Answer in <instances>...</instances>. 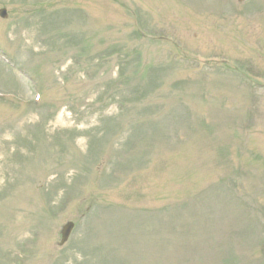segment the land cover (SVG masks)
<instances>
[{
  "label": "rangeland",
  "instance_id": "rangeland-1",
  "mask_svg": "<svg viewBox=\"0 0 264 264\" xmlns=\"http://www.w3.org/2000/svg\"><path fill=\"white\" fill-rule=\"evenodd\" d=\"M0 9V264H264V0Z\"/></svg>",
  "mask_w": 264,
  "mask_h": 264
},
{
  "label": "water",
  "instance_id": "water-1",
  "mask_svg": "<svg viewBox=\"0 0 264 264\" xmlns=\"http://www.w3.org/2000/svg\"><path fill=\"white\" fill-rule=\"evenodd\" d=\"M0 17L2 18L6 17L4 10L0 11ZM72 229H73V224L70 222L62 226L61 231H60V245H63L67 241Z\"/></svg>",
  "mask_w": 264,
  "mask_h": 264
}]
</instances>
